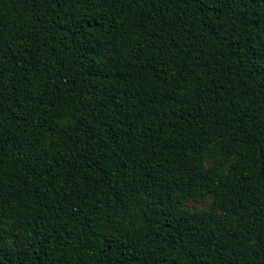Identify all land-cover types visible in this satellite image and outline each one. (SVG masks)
I'll return each mask as SVG.
<instances>
[{"label":"trees","instance_id":"1","mask_svg":"<svg viewBox=\"0 0 264 264\" xmlns=\"http://www.w3.org/2000/svg\"><path fill=\"white\" fill-rule=\"evenodd\" d=\"M0 264H264V0H0Z\"/></svg>","mask_w":264,"mask_h":264}]
</instances>
